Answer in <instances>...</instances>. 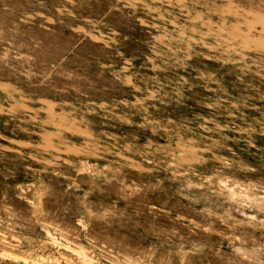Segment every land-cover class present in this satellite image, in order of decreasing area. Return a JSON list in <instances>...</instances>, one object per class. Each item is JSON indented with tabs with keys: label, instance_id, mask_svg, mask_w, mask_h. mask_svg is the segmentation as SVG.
I'll return each mask as SVG.
<instances>
[{
	"label": "rangeland",
	"instance_id": "rangeland-1",
	"mask_svg": "<svg viewBox=\"0 0 264 264\" xmlns=\"http://www.w3.org/2000/svg\"><path fill=\"white\" fill-rule=\"evenodd\" d=\"M263 14L0 0V264H264Z\"/></svg>",
	"mask_w": 264,
	"mask_h": 264
},
{
	"label": "bare ground",
	"instance_id": "bare-ground-1",
	"mask_svg": "<svg viewBox=\"0 0 264 264\" xmlns=\"http://www.w3.org/2000/svg\"><path fill=\"white\" fill-rule=\"evenodd\" d=\"M11 2H12V1H11ZM8 3H9V2H8ZM3 7H4V6H3ZM95 7H96V6H95ZM2 10H3V8H2ZM241 10H242V9H241ZM250 11H251V10H250ZM249 13H250V12H249ZM7 14H8V13H7ZM185 14H186V13H185ZM233 14H234V13H233ZM244 14H245V13H244ZM250 14H251V13H250ZM42 15H43V14H42ZM221 15H222V14H221ZM252 15H253V14H252ZM255 15L258 16L257 13H256ZM195 16H196V15H195ZM249 16H250V15H249ZM253 16H254V15H253ZM256 16H255V17H256ZM263 16H264V14H263ZM6 17H7V16H6ZM238 17H239V16H238ZM246 17H247V16H246ZM9 18H10V17H9ZM30 18H31V17H30ZM1 19H2V18H1ZM10 19H11V18H10ZM14 19H15V18H14ZM18 19H19V18H18ZM255 19H256V18H255ZM260 19H261V16H260ZM252 20H253V19H252ZM261 20H262V19H261ZM8 21H9V20H8ZM113 21H114V19H113ZM255 21H256V20H255ZM1 22H2V21H1ZM11 22H12V21H11ZM115 22H116V21H115ZM8 24H10V23L8 22ZM123 24H124V23H123ZM238 24L240 25V24H243V23H238ZM13 25H14V24H13ZM115 25H116V24H115ZM131 27H132V26H131ZM248 27H249V29H251V28H250L251 26H248ZM1 28H2V27H1ZM14 28H15V27H14ZM125 28H126V27H125ZM233 28H234V27H233ZM233 28H232V30H233ZM262 28H263V27H262ZM11 29H12V28H11ZM235 29H236V28H235ZM27 30H28V29H27ZM37 30H38V29H37ZM39 30H40V29H39ZM127 30H128V29H127ZM129 30H130V29H129ZM261 30H262V29H261ZM16 31H17V30H16ZM21 31H22V30H21ZM233 31H235V30H233ZM44 32H45V31H44ZM210 32H211V31H210ZM29 33H30V32H29ZM38 33H39V32H38ZM38 33H37V34H38ZM45 33H46V32H45ZM57 33H58V32H57ZM239 33H240V32H239ZM253 33H254V31H253ZM261 33H263V32H261ZM8 34H9V32H8ZM10 34H11V33H10ZM26 34H27V33H26ZM41 34H42V33H41ZM43 34H44V33H43ZM62 34H63V33H62ZM245 34H247V33H245ZM15 35H17V34H15ZM39 35H40V34H39ZM47 35H48V34H47ZM233 35H234V34H233ZM7 36H8V35H7ZM7 36H6V37H7ZM69 36H70V35H69ZM145 36H146V35H145ZM231 36H232V35H231ZM8 37H9V36H8ZM8 37H7V38H8ZM19 37H20V35H19ZM55 37H56V35H55ZM58 37H59V36H58ZM245 37H246V35H245ZM245 37H244V38H245ZM248 37H249V36H248ZM26 38H27V36H26ZM38 38H39V37H38ZM38 38H37V39H38ZM49 38H50V37H49ZM72 38H73V37H72ZM246 38H247V37H246ZM250 38H251V37H250ZM21 39H22V38H21ZM29 39H30V38H29ZM42 39H43V38H42ZM45 39H46V38H45ZM59 39H60V38H59ZM50 40H51V38H50ZM15 41H16V40H15ZM47 41H48V40H47ZM249 41H250V40H249ZM5 42H6V41H5ZM19 42H21V41H19ZM55 42H56V40H55ZM62 42H63V41H62ZM255 42L257 43V41H254V44H255ZM23 43H24V42H23ZM76 43H78V42H76ZM242 43H243V41H242ZM248 43H249V42H248ZM250 43H251V42H250ZM0 44H1V43H0ZM19 44H20V43H19ZM51 44H52V43H51ZM70 44H71V42H70ZM243 44H244V43H243ZM9 45H10V44H9ZM31 45H32V44H31ZM33 45H34V44H33ZM52 45H53V44H52ZM55 45H56V44H55ZM58 45H59V44H58ZM72 45H73V44H72ZM80 45H81V44H80ZM0 46H1V45H0ZM39 46H40V45H39ZM43 46H44V45H43ZM245 46H246V45H245ZM254 46H256V45H254ZM6 47H8V46H6ZM17 47H18V46H17ZM17 47H16V48H17ZM49 47H50V46H49ZM61 47H62V45H61ZM66 47H67V46H66ZM9 48H10V46H9ZM16 48H15V49H16ZM62 48H64V47H62ZM73 48H74V47H73ZM89 48H90V47H89ZM249 48H250V47H249ZM77 49H78V48H77ZM80 49H82V48H80ZM26 50H27V49H26ZM44 50H45V49H44ZM3 51H4V50H3ZM59 51H60V50H59ZM77 51H78V50H77ZM19 52H20V51H19ZM44 52H45V51H44ZM54 52H55V51H54ZM74 52H75V51H74ZM25 53H26V52H25ZM29 53H30V52H29ZM39 53H40V52H39ZM45 53H46V52H45ZM11 54H13V53H11ZM35 54H36V53H35ZM41 54H42V53H41ZM81 54H82V53H81ZM16 55H17V54H16ZM83 55H84V54H83ZM90 55H91V54H90ZM43 56H44V55H43ZM85 56H86V55H85ZM93 56H94V55H93ZM34 57H35V56H34ZM94 57H96V56H94ZM36 58H37V57H36ZM40 58H41V57H40ZM42 58H43V57H42ZM50 58H51V56H50ZM52 58H54V57H52ZM57 58H58V56H57ZM10 59H11V58H10ZM58 59H59V58H58ZM58 59H57V60H58ZM63 59H64V58H63ZM106 59H108V58H106ZM16 60H17V59H16ZM16 60H15V61H16ZM45 60H46V59H45ZM61 60H62V59H61ZM31 61H33V60H31ZM41 61H42V60H41ZM41 61H40V62H41ZM47 61H48V59H47ZM81 61H82V60H81ZM0 62H1V61H0ZM13 62H14V61H13ZM16 62H18V61H16ZM36 62H37V61H36ZM44 62H45V61H44ZM52 62H53V61H52ZM54 62H55V61H54ZM56 62H57V61H56ZM66 62H67V61H66ZM10 63H11V62H10ZM19 63H20V62H19ZM21 63H22V62H21ZM31 63H32V62H31ZM64 63H65V62H64ZM41 64H42V63H41ZM46 64H49V63L46 62ZM72 64H73V63H72ZM79 64H80V63H79ZM79 64H78V65H79ZM43 65H44V64H43ZM78 65H77V66H78ZM221 65H222V64H221ZM16 66H17V65H16ZM27 66H28V65H27ZM35 66H36V65H35ZM35 66H34V67H35ZM48 66H51V65H48ZM64 66H65V65H64ZM4 67H5V66H4ZM219 67H220V66H219ZM0 68H1V67H0ZM24 68H25V66H24ZM69 68H70V67H69ZM37 69H38V67H37ZM47 69H48V68H47ZM53 69H54V68H53ZM11 70H12V69H11ZM20 70H21V69H20ZM35 70H36V69H35ZM44 70H45V69H44ZM44 70H41V71H44ZM83 70H85V69H83ZM88 70H89V69H88ZM88 70H86V72H87ZM231 70H232V69H231ZM23 71H24V70H23ZM51 71H52V70H51ZM80 71H81V70H80ZM235 71H236V70H235ZM45 72H46V70H45ZM70 72H71V71H70ZM91 72H92V71H91ZM39 73H42V72H39ZM80 73H81V72H80ZM88 73H89V71H88ZM94 73H95V72H94ZM233 73H234V72H233ZM233 73H232V74H233ZM235 73H236V72H235ZM16 74H17V73H16ZM91 74H92V73H91ZM82 75H83V74H82ZM33 76H34V75H33ZM96 76H97V75H96ZM234 76H235V74H234ZM20 77H21V76H20ZM92 77H93V76H92ZM189 77H190V76H189ZM33 78H34V77H33ZM37 78H39V77L37 76ZM43 78H44V77H43ZM93 78H94V77H93ZM23 79H24V78H23ZM47 79H48V78H47ZM244 79H245V78H244ZM247 80H248V79H247ZM36 81H38V80H36ZM41 81H42V80H41ZM61 81H62V79H61ZM73 81H74V80H73ZM96 81H97V80H96ZM249 81H250V80H249ZM65 82H66V81H65ZM79 83H80V82H79ZM86 84H87V83H86ZM0 87H1V86H0ZM41 90H42V89H41ZM38 91H39V90H38ZM46 91H47V89H46ZM86 91H87V90H86ZM91 92H92V91H91ZM93 93H94V92H93ZM40 100H41V99H40ZM43 101H45V100H43ZM49 105H51V104H49ZM22 108H23V107H22ZM39 110H40V109H39ZM48 110H49V109H48ZM43 111H44V110H43ZM55 126H57V125H55ZM63 128H64V127H63ZM50 139H51V137H50ZM49 142H50V141H49ZM176 143H177V142H176ZM186 150H187V149H186ZM39 172H40V171H39ZM49 188H50V187H49ZM12 193H13V192H12ZM97 195H98V194H97ZM48 196H49V195H48ZM2 197H3V196H2ZM49 197H50V196H49ZM1 199H2V198H1ZM1 199H0V200H1ZM47 199H48V198H47ZM48 200H49V199H48ZM9 202H11V201H9ZM9 204H11V203H9ZM26 204H27V203H26ZM49 205H50V204H49ZM59 205H60V204H59ZM51 206H52V205H51ZM21 207H22V206H21ZM23 208H26V207H23ZM49 208H50V207H49ZM29 210H30V209H29ZM29 210H28V211H29ZM53 211H54V210H53ZM31 213H32V212H31ZM69 213H70V212H69ZM72 214H73V213H72ZM54 219H55V218H54ZM70 220H71V218H70ZM34 221H35V220H34ZM71 221H72V220H71ZM71 221H70V222H71ZM125 221H126V220H125ZM129 222H130V221H129ZM33 223H34V222H33ZM34 224H35V223H34ZM75 224H76V223H75ZM121 225L123 226V224H121ZM149 226H150V225H149ZM157 226H158V225H156V227H157ZM114 227H115V226H114ZM123 227H124V226H123ZM130 227H131V226H130ZM152 227H153V226H152ZM152 227H151V228H152ZM73 228H74V227H73ZM73 228H72V229H73ZM75 228H76V227H75ZM126 228H127V227H126ZM158 228H159V227H158ZM118 229H119V228H118ZM77 230H78V229H77ZM126 230H127V229H126ZM132 230H133V229H132ZM155 230H156V229H155ZM159 230H160V229H159ZM62 231H63V229H62ZM64 231H65V230H64ZM133 231H134V230H133ZM164 231H165V230H164ZM58 232H60V231H58ZM71 234H72V232H71ZM66 236H67V235H66ZM90 236H92V235H90ZM90 236H89V237H90ZM72 237H73V235H72ZM72 237H71V238H72ZM95 237H96V236H95ZM103 237H104V236H103ZM105 237H106V236H105ZM91 238H92V237H91ZM106 238H107V237H106ZM95 239H96V238H95ZM75 240H76V239H75ZM97 240H98V238H97ZM93 242H94V241H93ZM105 243H106V242H105ZM53 244H54V243H53ZM93 244H94V243H93ZM99 245H100V244H99ZM106 246H108V245H106ZM109 246H110V245H109ZM98 250H99V249H98ZM230 254H231V253H230ZM35 262H36V260H35Z\"/></svg>",
	"mask_w": 264,
	"mask_h": 264
}]
</instances>
